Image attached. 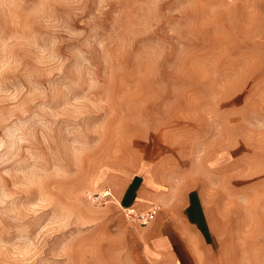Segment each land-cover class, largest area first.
I'll list each match as a JSON object with an SVG mask.
<instances>
[{
    "label": "rangeland",
    "instance_id": "374dc122",
    "mask_svg": "<svg viewBox=\"0 0 264 264\" xmlns=\"http://www.w3.org/2000/svg\"><path fill=\"white\" fill-rule=\"evenodd\" d=\"M142 169L264 235V0H0V264H150Z\"/></svg>",
    "mask_w": 264,
    "mask_h": 264
},
{
    "label": "crops",
    "instance_id": "0c3cea01",
    "mask_svg": "<svg viewBox=\"0 0 264 264\" xmlns=\"http://www.w3.org/2000/svg\"><path fill=\"white\" fill-rule=\"evenodd\" d=\"M134 175L138 180L132 176L107 187L122 208L155 210L140 231L142 253L150 264H264V235L233 238L228 250L212 227L201 191L183 182L164 189L147 169Z\"/></svg>",
    "mask_w": 264,
    "mask_h": 264
},
{
    "label": "built area",
    "instance_id": "2783aa9c",
    "mask_svg": "<svg viewBox=\"0 0 264 264\" xmlns=\"http://www.w3.org/2000/svg\"><path fill=\"white\" fill-rule=\"evenodd\" d=\"M111 197V193L109 189H105L102 192L95 194L93 197V200L95 202H98L100 200H105L107 198ZM128 211H126V215L131 218H135L141 225L148 224L154 216V211L148 210V211H137L133 208H126Z\"/></svg>",
    "mask_w": 264,
    "mask_h": 264
},
{
    "label": "bare ground",
    "instance_id": "6f19581e",
    "mask_svg": "<svg viewBox=\"0 0 264 264\" xmlns=\"http://www.w3.org/2000/svg\"><path fill=\"white\" fill-rule=\"evenodd\" d=\"M125 211H128L126 208L124 209Z\"/></svg>",
    "mask_w": 264,
    "mask_h": 264
}]
</instances>
